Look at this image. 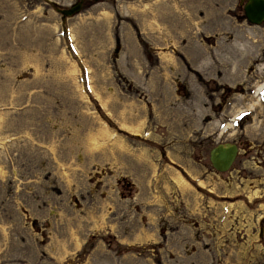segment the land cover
Wrapping results in <instances>:
<instances>
[{
	"label": "rangeland",
	"instance_id": "1",
	"mask_svg": "<svg viewBox=\"0 0 264 264\" xmlns=\"http://www.w3.org/2000/svg\"><path fill=\"white\" fill-rule=\"evenodd\" d=\"M74 1L0 0V264H264V21Z\"/></svg>",
	"mask_w": 264,
	"mask_h": 264
},
{
	"label": "water",
	"instance_id": "2",
	"mask_svg": "<svg viewBox=\"0 0 264 264\" xmlns=\"http://www.w3.org/2000/svg\"><path fill=\"white\" fill-rule=\"evenodd\" d=\"M245 18L252 24H261L264 21V0H241ZM83 0H76L69 6L60 7L54 4L63 18L78 12ZM238 152L236 142H217L209 149V160L217 171H226L232 165Z\"/></svg>",
	"mask_w": 264,
	"mask_h": 264
},
{
	"label": "flooded vegetation",
	"instance_id": "3",
	"mask_svg": "<svg viewBox=\"0 0 264 264\" xmlns=\"http://www.w3.org/2000/svg\"><path fill=\"white\" fill-rule=\"evenodd\" d=\"M84 1V0H83ZM241 1V0H240ZM241 3V2H240ZM242 4V3H241Z\"/></svg>",
	"mask_w": 264,
	"mask_h": 264
}]
</instances>
